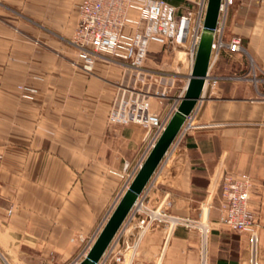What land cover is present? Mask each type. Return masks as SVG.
I'll return each mask as SVG.
<instances>
[{"label": "crops", "instance_id": "0c3cea01", "mask_svg": "<svg viewBox=\"0 0 264 264\" xmlns=\"http://www.w3.org/2000/svg\"><path fill=\"white\" fill-rule=\"evenodd\" d=\"M196 0L170 2L194 18ZM81 0H0V264H68L91 244L156 142L154 129L109 120L134 73L98 59L87 68L71 39ZM223 48L194 110L197 125L175 139L140 195L171 214L208 219L198 230L149 228L124 262L101 264H249V234L220 222L228 174L252 179L249 206L264 264V0H232ZM193 38L175 50L152 42L146 65L162 70L170 95L149 96L150 111L169 121L192 68ZM157 81V78H154ZM167 202H170L168 204ZM136 220L121 240L136 243ZM120 240V241H121Z\"/></svg>", "mask_w": 264, "mask_h": 264}, {"label": "built area", "instance_id": "2783aa9c", "mask_svg": "<svg viewBox=\"0 0 264 264\" xmlns=\"http://www.w3.org/2000/svg\"><path fill=\"white\" fill-rule=\"evenodd\" d=\"M195 2L197 7L192 18V16L180 14L179 8L167 0H81L79 23L71 42L77 48L85 66L91 69L96 61L102 58L119 62L127 71L134 73L131 86L121 87L113 101L109 110L110 121L142 123L147 128L155 130L156 138L162 133L167 121L163 120L159 114L150 111L149 96L158 97L163 101L169 97L173 82L167 85L164 82L165 75L162 70L147 67L150 45L152 42H157L170 45L175 50L183 46L187 38L191 36L193 65L203 28L207 0ZM231 2L232 0H222L219 23L212 44L210 67L223 48H227L230 52L246 50L240 36H233L229 41L223 37L222 22ZM154 78L158 80L155 81ZM217 85L218 78L211 77L209 73L202 96L206 88L213 90ZM185 90L186 87L179 93L174 110L184 96ZM194 110L183 124L176 137L177 140L183 139L197 126L194 123ZM128 186L129 183L125 190ZM251 187L252 179L247 173L228 174L224 177L220 222L249 234L248 262L261 264L259 223L249 206ZM167 203L170 204V202ZM127 220H136V227L139 228L134 244L129 240L122 241L118 235ZM158 224L171 229L180 225L198 230L205 247L212 230L208 219L174 215L166 211L162 204L151 206L143 199L140 200L139 196L98 264L108 258L124 262V250L135 251L144 233Z\"/></svg>", "mask_w": 264, "mask_h": 264}, {"label": "water", "instance_id": "95a60500", "mask_svg": "<svg viewBox=\"0 0 264 264\" xmlns=\"http://www.w3.org/2000/svg\"><path fill=\"white\" fill-rule=\"evenodd\" d=\"M221 4L222 0H207L203 28L184 96L131 180L120 201L88 249L85 257L77 264H98L102 259L128 216L129 211L146 188L179 134L187 117L193 112L199 99L202 97L205 82L209 74L212 44L215 38V30L219 23Z\"/></svg>", "mask_w": 264, "mask_h": 264}, {"label": "rangeland", "instance_id": "374dc122", "mask_svg": "<svg viewBox=\"0 0 264 264\" xmlns=\"http://www.w3.org/2000/svg\"><path fill=\"white\" fill-rule=\"evenodd\" d=\"M95 240V239H94ZM94 240H92L94 242ZM92 242V243H93ZM91 244H88L77 256L75 259H73L71 262H69L68 264H77L78 262H80L84 257H85V253H87L90 245Z\"/></svg>", "mask_w": 264, "mask_h": 264}, {"label": "trees", "instance_id": "16d2710c", "mask_svg": "<svg viewBox=\"0 0 264 264\" xmlns=\"http://www.w3.org/2000/svg\"><path fill=\"white\" fill-rule=\"evenodd\" d=\"M167 1H169V2H176L177 0H167Z\"/></svg>", "mask_w": 264, "mask_h": 264}]
</instances>
